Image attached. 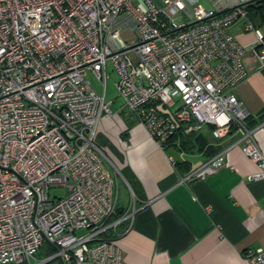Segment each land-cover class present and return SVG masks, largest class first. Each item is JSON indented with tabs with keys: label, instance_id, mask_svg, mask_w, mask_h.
Listing matches in <instances>:
<instances>
[{
	"label": "built area",
	"instance_id": "built-area-1",
	"mask_svg": "<svg viewBox=\"0 0 264 264\" xmlns=\"http://www.w3.org/2000/svg\"><path fill=\"white\" fill-rule=\"evenodd\" d=\"M205 1L0 0V264H122L104 233L132 220L134 200L94 140L100 118L114 113L104 99L107 65L120 108L157 146L178 126L208 128L213 138L232 132L230 146L256 167L246 180L264 181V155L233 93L246 55L264 68V33L246 16L251 0ZM175 12L186 21L176 24ZM232 29L252 42L240 44ZM224 152L183 179L212 174ZM121 183L130 207L113 218ZM51 186L66 193L49 199ZM43 242L54 251L37 261ZM244 257L264 264V247Z\"/></svg>",
	"mask_w": 264,
	"mask_h": 264
},
{
	"label": "crops",
	"instance_id": "crops-1",
	"mask_svg": "<svg viewBox=\"0 0 264 264\" xmlns=\"http://www.w3.org/2000/svg\"><path fill=\"white\" fill-rule=\"evenodd\" d=\"M231 32L240 44L252 42L249 32ZM244 65L247 74L233 93L247 109V125L264 155V70L255 69L250 54ZM110 103L114 113L100 118L94 140L134 200L132 220L121 218L104 233L120 248L122 264H249L245 250L264 247V181L246 180L256 167L238 146H230L235 134L213 138L208 128L186 133L181 127V135L175 131L157 146L133 115L120 108V100ZM222 150L224 164L215 172L183 179ZM129 207V193L121 183L113 218Z\"/></svg>",
	"mask_w": 264,
	"mask_h": 264
},
{
	"label": "rangeland",
	"instance_id": "rangeland-1",
	"mask_svg": "<svg viewBox=\"0 0 264 264\" xmlns=\"http://www.w3.org/2000/svg\"><path fill=\"white\" fill-rule=\"evenodd\" d=\"M202 4H204V6L208 7V5H205V0H199ZM170 17L174 20V22L178 25H180L181 23H184L186 21L185 16L182 14V12H175V13H171ZM258 28L264 33V24H260L258 26ZM121 36L125 39H129L131 38L132 32L129 31H124ZM107 73H108V77L105 81L104 87V99L105 100H110V101H114V103H118L119 99L118 97H116V93H115V88L113 85L114 79H115V74L114 72L110 69V66L107 65ZM93 86L95 87V89H98V86L96 85V83L93 84ZM114 105V104H113ZM113 106H111L110 108L112 109ZM48 193V197L49 199L51 198H55V197H61L66 193V189L65 187H61V186H51L48 188L47 190ZM121 196L122 198H124L123 193L121 191ZM86 230L80 229L77 230L75 232L76 236H80L83 233H85ZM46 243L43 242L42 245L38 248L34 258L37 261H41L43 259H45L46 257L50 256L53 254V251L51 252H47L46 251ZM56 263V259L52 260L50 264H54Z\"/></svg>",
	"mask_w": 264,
	"mask_h": 264
},
{
	"label": "trees",
	"instance_id": "trees-1",
	"mask_svg": "<svg viewBox=\"0 0 264 264\" xmlns=\"http://www.w3.org/2000/svg\"><path fill=\"white\" fill-rule=\"evenodd\" d=\"M244 10H245L247 18L252 22V24L254 26L258 27L260 24H264V0H251L244 5ZM262 69L264 70V68H262ZM175 131L181 135L182 134L181 126H178ZM174 134H175V132L168 139H170ZM164 143H162L161 146ZM46 251L52 252V251H54V248L51 245L47 244L46 245ZM54 259H56V263H54V264H60V262L57 258H52V259H50V260H48L42 264H50L51 261Z\"/></svg>",
	"mask_w": 264,
	"mask_h": 264
}]
</instances>
